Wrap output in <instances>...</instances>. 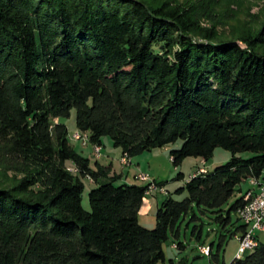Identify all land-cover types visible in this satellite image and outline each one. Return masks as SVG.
Masks as SVG:
<instances>
[{
	"label": "trees",
	"instance_id": "obj_1",
	"mask_svg": "<svg viewBox=\"0 0 264 264\" xmlns=\"http://www.w3.org/2000/svg\"><path fill=\"white\" fill-rule=\"evenodd\" d=\"M215 5L0 0V169L25 175L11 187L0 181V264H159L189 214L202 221L195 209L230 237L246 234L239 211L252 190L242 185L264 183V27L224 38ZM73 111L89 145L103 148L109 137L122 157L181 140L171 151L176 167L189 157L207 164L218 148L232 159L200 168L148 230L140 214L149 185L92 167L62 122ZM86 179L97 185L90 211ZM202 230L195 225L193 236ZM231 264H264V243Z\"/></svg>",
	"mask_w": 264,
	"mask_h": 264
},
{
	"label": "rangeland",
	"instance_id": "obj_2",
	"mask_svg": "<svg viewBox=\"0 0 264 264\" xmlns=\"http://www.w3.org/2000/svg\"><path fill=\"white\" fill-rule=\"evenodd\" d=\"M173 1L176 3L190 4L200 0ZM214 11L221 22L218 26L219 32L223 33L224 38L227 39H232L231 36L233 34L236 35L245 32L255 34L264 27V0H216ZM62 122L68 127L70 144L85 158L90 159L92 167L96 166V161L104 165L113 162L117 170H123L126 174L129 172V177L123 179L126 184L146 185L148 182L141 181L140 174H146L150 179L158 183H163L166 192L164 194L156 193L159 205H161L169 195L176 200H183L186 194L178 195L176 191L184 187L191 177L199 172L200 168L213 171L216 167L229 162L233 155L227 150L218 148L207 164H204L200 158L189 157L183 161L182 165L176 167L171 159V151L178 150L182 146V141L179 140L177 143L169 145L166 148L156 149L134 157L131 159L130 163L122 165L120 161L122 157L121 150L114 147L109 137L103 138L104 147L101 157H96L94 155V151L96 150L94 146L87 145L85 142H82V140H78L74 137V133L78 131L75 111L72 112L70 118L62 119ZM237 156L247 159L250 158L252 154L242 153ZM119 157L120 159L117 160ZM72 168L73 167H70L71 171ZM180 175H183V178ZM24 176V174H17L6 169H0V181L8 187H11L13 183L21 181ZM124 177L126 176L124 175ZM84 185L83 206L87 211H90L88 193L97 185L89 179L84 180ZM248 186V184L242 185L243 189L248 188ZM32 191L38 193L39 188L36 186ZM149 198L152 197H147V199ZM157 210L158 206L155 205L154 201L153 210L148 214H144L140 219V223L144 228L148 230L156 228ZM195 213L202 221L191 222L190 220L193 214L190 213L181 226L180 239L177 241L170 236V240L165 244L166 261L159 264H231L236 259L240 246L238 239L230 237L229 233L221 228L218 223L211 220L210 217L201 214L199 210L195 209ZM232 219L233 222L238 220V216L234 212L232 213ZM195 225L203 226L202 238L200 240L193 236ZM228 228L230 230H235L233 226ZM223 234L229 235V238L224 244V247L220 249L219 245ZM256 234L264 243V232H257ZM174 242L183 243L185 248L182 250L175 248ZM211 245H213V255L217 260L214 257L210 258L204 255L201 251V246L208 248Z\"/></svg>",
	"mask_w": 264,
	"mask_h": 264
},
{
	"label": "built area",
	"instance_id": "obj_3",
	"mask_svg": "<svg viewBox=\"0 0 264 264\" xmlns=\"http://www.w3.org/2000/svg\"><path fill=\"white\" fill-rule=\"evenodd\" d=\"M74 137L78 140H82L87 145L90 142V136L88 134H83L80 131L74 133ZM96 150L94 155L96 157H101L103 148L102 146H94ZM122 165L128 164L131 162L127 156L120 159ZM140 180L143 182H148L149 185L147 189V196H153L155 193L164 194L166 190L163 187L156 185L154 180L146 174H140ZM251 186L254 190L247 197V205L244 209L239 211V216L242 219L243 223L247 226V232L244 236L238 237L240 243L237 258L242 259L244 252L248 248L253 247L256 244H260L257 238V232H264V183H259L256 180L251 181ZM201 251L204 255H209V248L201 247Z\"/></svg>",
	"mask_w": 264,
	"mask_h": 264
},
{
	"label": "crops",
	"instance_id": "obj_4",
	"mask_svg": "<svg viewBox=\"0 0 264 264\" xmlns=\"http://www.w3.org/2000/svg\"><path fill=\"white\" fill-rule=\"evenodd\" d=\"M121 156H122V154H121ZM120 156V157H121ZM120 157L117 159V160H119L120 159ZM100 163V162H99ZM119 164H120V162H119ZM101 165H104V164H101ZM105 167H111L112 168V174H116V175H121L122 176V179H126L127 177H129V172H127V174L123 171V170H117L116 168H115V166H114V163L113 162H111V163H109L108 165H104ZM124 175L126 176V177H124ZM247 190L248 191H250V190H254V188L253 187H251V186H248V188H247ZM152 198H149V199H146V202H145V204H144V207H143V209H142V212H141V214H140V219H141V217L142 216H144V214H148L149 212H151L152 210H153V208H154V201H155V205L156 206H160L159 205V202H158V199H157V195H156V193H155V195H153V196H151ZM257 238H258V240L260 241V242H262L261 240H260V238L258 237V235H257Z\"/></svg>",
	"mask_w": 264,
	"mask_h": 264
},
{
	"label": "bare ground",
	"instance_id": "obj_5",
	"mask_svg": "<svg viewBox=\"0 0 264 264\" xmlns=\"http://www.w3.org/2000/svg\"><path fill=\"white\" fill-rule=\"evenodd\" d=\"M258 246H259V244H256V245H254L253 247L248 248V250H247L246 252H244L243 257H244V255H245L246 253H248L249 251H253V250H255Z\"/></svg>",
	"mask_w": 264,
	"mask_h": 264
}]
</instances>
